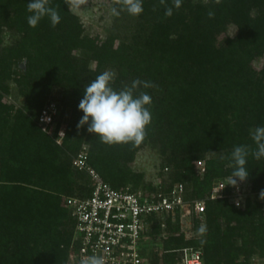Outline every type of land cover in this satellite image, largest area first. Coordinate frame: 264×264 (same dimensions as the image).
I'll use <instances>...</instances> for the list:
<instances>
[{"label":"trees","instance_id":"trees-1","mask_svg":"<svg viewBox=\"0 0 264 264\" xmlns=\"http://www.w3.org/2000/svg\"><path fill=\"white\" fill-rule=\"evenodd\" d=\"M152 1L157 2L156 10L148 11L145 5L139 15L141 21L151 14L156 19L152 20V32L148 35L140 29L132 44L111 59L106 56L111 44L99 49L95 67H90L89 60L71 55L88 41L81 38L79 20L70 14L65 0H50L61 17L58 25L52 27L45 17L35 28L27 23L29 0H0V34L5 28L22 31L28 47L33 45L41 52L30 59V52L23 47L30 64L28 74L33 73V78L27 76L24 88L42 86L37 75L46 72L49 64L64 65L67 73L45 86L47 92L52 85L62 89V104L56 103V129L61 127L65 111L63 144L76 155L86 139L88 164L108 185L117 190L129 186L136 191L167 193L173 185L183 184L186 200L204 201L206 236L187 242L183 237H169L166 249L200 250L202 264H248L254 255H264V208L250 196L264 188V158H247L249 176L240 182L245 197L238 199L237 206L229 187L222 199H211L210 193L218 181L228 182L234 147L248 145L254 150L251 131L264 126V68L252 66L264 53V0H221L219 4L215 0H182L171 17L165 16V6L159 0ZM166 3L172 6V0ZM210 10L215 13L212 19L207 16ZM229 26L236 28L233 36L227 34ZM222 34L224 38L218 40ZM15 45L20 47L21 41ZM108 67L117 72L112 85L117 90L136 79L156 86L140 88L152 98L148 106L152 121L138 147L109 146L89 133L87 125L77 129L83 116L78 105L85 86ZM4 88L0 85V264H74L69 255L76 249L72 243L75 220L61 205V197L89 196L90 179L72 166L85 181L79 190L64 151L37 125L41 109L52 102H46L48 93L43 98H28L24 107L12 114L13 106L2 102L7 92ZM235 103L240 106L237 114ZM149 144L157 145L166 157L165 169L171 172L169 181L139 190L126 185L128 181L137 184L140 176L134 179L125 165ZM201 160L206 165L204 175L194 168ZM153 234L151 227L148 236ZM201 239L206 243L201 244ZM175 253L178 262L179 253Z\"/></svg>","mask_w":264,"mask_h":264},{"label":"rangeland","instance_id":"rangeland-1","mask_svg":"<svg viewBox=\"0 0 264 264\" xmlns=\"http://www.w3.org/2000/svg\"><path fill=\"white\" fill-rule=\"evenodd\" d=\"M207 1L208 0H193L194 3H205ZM155 2L156 1L152 0H143V8L146 5L148 7V11H150V9L152 10L157 6V2ZM112 7H117L119 9L120 6L115 4V0H88L87 5L79 10L69 8L70 14L77 17L79 20L81 26V38H85L87 39L86 41L89 42L82 44L84 47L81 46L83 48L81 50L73 49L71 55L76 56L77 58H82L84 61L89 60L90 67H95L98 64L95 58L100 57L98 50L104 48V46H110L111 44V52L106 55L111 59L110 56L119 55L121 48L130 46L132 44L131 42L134 40V36L139 32L140 29L141 31L148 33V35L153 30L152 20L156 19L152 16V14L146 16L144 21H141L139 16L129 15L126 11L121 12L120 16L116 17L111 14ZM226 28H228V35L233 36L235 34L236 28L234 26H229ZM20 36L21 39H19ZM224 36V34L220 35L218 40L223 39ZM24 37V32H16V29L5 28L0 34V85L5 87L4 89L7 91L3 95L2 102L13 106L12 114H14L18 109L23 108L28 101V98H43L47 93L48 97H46V102L52 101L62 104V89L56 85H52L53 87L51 90L47 92L48 89H46L45 86L47 83L52 82L53 79L55 80L60 78L61 74L67 73L64 65L61 67H56L55 65L49 64L46 68V72L41 71L42 74H40V76L37 75V81H39L42 86L37 85V88L35 87V89L34 87H30V89L24 88L26 85L25 83L27 82V76H29V78H33V73L31 72V74H28V66L30 64L29 59L24 55L25 53L23 47L27 48V50L30 52V59L36 58L41 54V52L37 48L33 47V45L28 47V42L25 43ZM19 40L21 41V46L18 47V45V48L16 45L13 46L16 42L19 44ZM86 45L87 47H85ZM86 48H90V50L88 51ZM130 52H136V50L131 49ZM148 53L149 52L144 51L143 54L146 57L148 56ZM156 56H159V54L156 53ZM110 62L112 65L114 64L112 61ZM117 62L118 64L122 65L120 60H117ZM252 66L255 70L264 68V53L254 59ZM106 70L114 72L115 76L117 75V72L113 67H108ZM32 85H35V82ZM40 90H42V92H40ZM233 106L235 108V113L237 114L239 112L240 106L237 103L233 104ZM61 127L66 133L67 122L65 119V111H63L62 115ZM45 135L49 138H53L47 134ZM63 139H61V143L59 144L56 142L54 143L62 151H64L65 154H63V157L69 163L68 168L72 170L74 175L72 178L78 184L79 190H81L85 186V181L81 175L77 174L75 170H73L72 161L75 157V154L74 152L68 151V149H66V146L63 144ZM82 143L89 146V143L86 139L82 140L80 145ZM209 156L210 154L208 157ZM165 158V156L160 154V150L157 145L149 144L142 147L136 153L134 159L125 165L127 167L126 169L130 171V174H132L134 179H136L137 176H140V180L137 182V184H135L134 181H128L126 185H132L139 189L143 187L148 188V186L151 185L155 186L161 180L169 181L168 178L171 169L168 171L165 169ZM194 168L201 175H204L206 171L205 161L201 160L196 162ZM239 185H241V183H239ZM261 191H264V188H261L256 192H252L250 196L251 199H255L256 202L262 204V208H264V199L260 198ZM76 192H78V190ZM241 197L242 199L245 197L243 192ZM64 199L65 198L61 197V205L66 209ZM238 199L237 201L241 202V199L240 201ZM233 202H236L235 198ZM235 205L237 206V204ZM205 222L206 218L204 213L196 214L194 211H191V214L186 215L185 217L175 215L161 216L154 219L148 229L150 230L152 227L154 234L149 235L147 240V245L144 250V256L146 259L145 264H177L176 251L175 249L169 250L165 248L166 240L173 236L183 237L184 242L189 240H197L199 239L197 229L202 223L205 224ZM69 258L71 262H74V264H79V260L76 257V249H71ZM248 264H264V255H254L252 258H250Z\"/></svg>","mask_w":264,"mask_h":264},{"label":"built area","instance_id":"built-area-1","mask_svg":"<svg viewBox=\"0 0 264 264\" xmlns=\"http://www.w3.org/2000/svg\"><path fill=\"white\" fill-rule=\"evenodd\" d=\"M59 108L55 102L47 103L40 111L37 125L41 131L61 143L65 132L56 129ZM63 133V134H62ZM73 168L87 174L91 183V194L87 197H66L65 206L75 220L73 245L76 257L102 255L106 264H145L143 247L149 238V226L153 217H185L194 211L205 212L202 200L185 199L183 184H175L167 193L136 191L131 187L113 189L88 164V147L83 144L72 161ZM220 180L211 189V199H222L226 189H231L235 204L242 196L241 185H227ZM177 264H202L200 250L188 247L177 250Z\"/></svg>","mask_w":264,"mask_h":264},{"label":"clouds","instance_id":"clouds-1","mask_svg":"<svg viewBox=\"0 0 264 264\" xmlns=\"http://www.w3.org/2000/svg\"><path fill=\"white\" fill-rule=\"evenodd\" d=\"M217 4L221 0H215ZM69 8L81 9L87 5L88 0H65ZM160 5L165 6V16L173 15V8L179 9L182 0H172V6H167L166 0H159ZM117 7L111 8V14L119 17L121 12H127L131 16H139L143 12V0H115ZM156 8H153L155 11ZM27 23L30 27H37L38 23L45 17L50 20L51 26L60 23L61 17L57 7H52L50 0H29L27 3ZM215 13L209 11V19L214 18ZM115 73L104 71L85 86L83 98L80 100L78 109L83 116L77 124V129L87 125V131L95 134L99 140L109 146L118 144H130L133 148L138 147L147 136V128L151 124L152 115L148 106L152 103L149 94L141 91L156 87L149 81L133 80L130 85L125 84L119 90L112 85ZM63 134V133H62ZM251 139L256 147L253 150L248 145L235 146L231 152V163L228 165L233 169L228 178L227 185L238 187V183L245 182L249 176L246 168L247 158L251 155L256 160L264 158V126H257L251 131ZM260 198L264 199V191ZM200 237L207 234V225L201 224L197 229ZM201 244L206 243L204 239ZM79 264H106L102 255L92 254L80 258Z\"/></svg>","mask_w":264,"mask_h":264}]
</instances>
